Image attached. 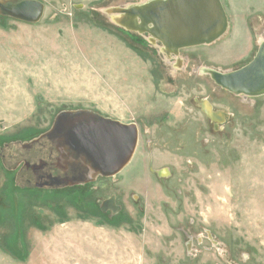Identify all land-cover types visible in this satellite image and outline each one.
I'll return each mask as SVG.
<instances>
[{"label":"rangeland","instance_id":"1","mask_svg":"<svg viewBox=\"0 0 264 264\" xmlns=\"http://www.w3.org/2000/svg\"><path fill=\"white\" fill-rule=\"evenodd\" d=\"M39 1L37 23L0 14V264H264V94L229 93L198 69L255 56L264 0H221L226 34L179 59L100 11L142 0ZM202 98L225 123L212 126ZM77 109L136 122L131 161L116 176L26 185L24 160L55 164L46 133ZM112 195L120 208L103 213Z\"/></svg>","mask_w":264,"mask_h":264},{"label":"water","instance_id":"2","mask_svg":"<svg viewBox=\"0 0 264 264\" xmlns=\"http://www.w3.org/2000/svg\"><path fill=\"white\" fill-rule=\"evenodd\" d=\"M44 2L39 0H0V14L26 23L43 17ZM81 7V5H76ZM100 11L120 27L157 45L167 55L181 49L210 45L228 31L227 13L221 0H142L126 5L104 7ZM179 59V57H178ZM257 72V75H248ZM214 83L236 95L259 97L264 94V39L259 41L255 56L239 69L210 71ZM201 111L211 119L223 118L207 100ZM57 135L62 144L77 154L85 168L83 180L94 176H115L131 161L138 145V128L92 110L60 111L46 133Z\"/></svg>","mask_w":264,"mask_h":264},{"label":"flooded vegetation","instance_id":"3","mask_svg":"<svg viewBox=\"0 0 264 264\" xmlns=\"http://www.w3.org/2000/svg\"><path fill=\"white\" fill-rule=\"evenodd\" d=\"M258 45H259V41L257 42L256 46L258 47ZM256 51H257V49H256ZM250 61H248V62H250ZM247 63H245V64H247ZM198 69H201V72L205 73V71L207 69H210V68H207V67L201 65V67H198ZM213 70L229 71V70H234V69H232V68H229V69L215 68ZM257 74H258L257 72H250V74H248V75H257ZM206 75L208 78H211V76L209 74H206ZM238 96H243V95H238ZM244 96H246V95H244ZM246 97H250V96H246ZM202 100H207L211 104V102L208 100V98H202ZM202 100L200 101L199 109H201ZM211 107H212V110L214 112L221 111L218 109L214 110L212 104H211ZM222 112L224 113L223 118L217 117L216 119H211L210 117H208L206 115L208 117V119L212 122V126H214V128H217L218 125L225 123L226 119L229 117L227 113H225L224 111H222ZM115 120H117V119H115ZM118 120H120V119H118ZM131 122H134V121H131ZM131 122H129V123H131ZM124 123H126V122H124ZM134 123L136 124V122H134ZM136 126L138 128L137 124H136ZM139 132L140 131L138 128V140H139ZM147 133H150V130H148ZM47 137L50 139V142L52 143L50 145V148L48 149L49 155L52 156L53 150H56V152L58 154V159H62L64 163H61L58 159L56 162L54 161L55 164H53V162L46 163L42 159L38 160L37 162H34L33 164L30 163L28 160H24V166L26 167V170H28L32 173L31 178L30 177L24 178L25 184L30 186V187H33L32 185H34L37 187H45V188L50 187V188H52L55 186L56 187H62V186L68 185V184L87 182V181L83 180V176L85 174V168L81 164L80 159L78 158L77 154L74 153L71 149H69L68 146H66L65 144H62V140L59 139V137L57 135H50ZM146 141L150 142L149 140H146ZM24 145L28 149H30V147H31V145H27V144H24ZM55 158H57V157H55ZM167 172H168V170L166 167H163V168H161V170L156 171V173L158 174V176L160 178L161 177H168ZM32 179H33V181H32ZM32 182H33V184H32ZM116 200L117 199L113 195L110 197H106L105 199H103V201L101 202V204L99 206L100 210L103 213L108 212L111 214H115L116 212H118V209L120 208V206L118 207ZM190 235H187V240H188L187 249L188 250L192 249V245L194 244V241L195 240L199 241L200 240L199 237L201 236V234L196 235L193 233Z\"/></svg>","mask_w":264,"mask_h":264},{"label":"bare ground","instance_id":"4","mask_svg":"<svg viewBox=\"0 0 264 264\" xmlns=\"http://www.w3.org/2000/svg\"><path fill=\"white\" fill-rule=\"evenodd\" d=\"M263 39H264V37H263V38L260 37L258 41H261V40H263ZM209 70H210V71H215V70H213V69H209Z\"/></svg>","mask_w":264,"mask_h":264}]
</instances>
